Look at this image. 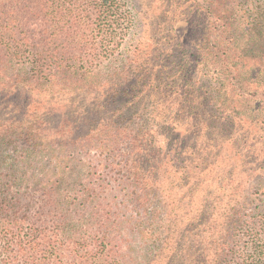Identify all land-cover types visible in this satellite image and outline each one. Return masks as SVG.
<instances>
[{
    "label": "trees",
    "instance_id": "16d2710c",
    "mask_svg": "<svg viewBox=\"0 0 264 264\" xmlns=\"http://www.w3.org/2000/svg\"><path fill=\"white\" fill-rule=\"evenodd\" d=\"M145 1L0 0V96L27 90L51 101L0 116V264L100 260L83 249L107 250L100 235L116 215L152 245L162 241L165 264H229L235 254L264 264V201L247 212L257 200L245 195L251 175L209 184L220 158L235 167L242 157L233 121L264 126V9L191 0L193 64L173 27L126 44ZM19 140L27 146L11 157ZM111 183L126 188L118 206L105 201ZM246 236L255 238L242 244Z\"/></svg>",
    "mask_w": 264,
    "mask_h": 264
},
{
    "label": "rangeland",
    "instance_id": "374dc122",
    "mask_svg": "<svg viewBox=\"0 0 264 264\" xmlns=\"http://www.w3.org/2000/svg\"><path fill=\"white\" fill-rule=\"evenodd\" d=\"M252 2H256L258 6L262 5L260 10L264 9V0H250V4ZM145 3L146 8L148 9L146 15L144 14L145 7L142 8L141 11L136 12L135 8L132 11L133 14L136 12L137 17L141 19V23H138L134 31L130 28L129 32H131V34L127 36L126 44L128 43L129 39L132 38L134 41V39L139 37H144V41L149 42L150 36L159 37V33L161 34L164 28L168 29V27H173L175 29L176 35L183 38L182 42L184 44V50L186 51V57L188 59L186 60L187 63L194 64L193 51L195 47H193L192 43L196 42V38L193 37V34L197 32V18L195 17V9L192 1L175 0L173 7L169 3L162 4L159 2V0H146ZM253 7H255V5H253ZM175 14H177V16ZM146 28L147 31L144 34L143 30ZM164 35L166 34L163 33V36ZM133 41L129 42L131 43ZM20 59L18 58V60ZM22 65L23 64H21V66ZM14 67L17 68L16 66ZM27 70L29 73H32L30 69ZM105 71L106 70H104V72ZM10 74H13V72ZM22 74L26 75L27 73L23 71ZM193 76L195 84L204 83L199 71L194 72ZM204 87H207L206 83H204L202 90ZM203 92H205V89ZM9 93L10 92H2V95L0 96V116L5 119L7 117L18 116V111H23L26 108L39 111L40 107L44 106L43 104L45 102H51L49 101V97H43L44 94L42 93L28 92L27 90H22L21 92L11 91V93ZM260 98L264 102V95ZM56 107L58 108L59 106L57 105L54 107L53 105V109H56ZM224 113L225 112H223V114ZM219 114H221V112H219ZM262 127L263 129L260 130H252L250 126L248 128L242 127L237 120L233 121L231 131L235 132V135L230 136V139L237 138L239 140L238 142L240 148H235L234 155L241 154V159L235 163V167L229 165L228 160H230V157L227 155L220 158L222 162L220 161V163L215 164L213 168L210 167L209 164H205V166H208L213 170L212 179L210 180L209 184L214 185V188L218 186H224V188L230 187L232 185L231 179H237L241 174H243L244 171L251 175V181L248 182V184H244V186L250 190L245 195L252 199L257 198V200L254 202V204H251L248 207L247 212L249 215L254 214V210H256L255 205L257 203H262L264 201V126ZM186 129L187 128L185 127L181 129L182 136L186 137L184 140L185 142L190 141V139L193 137V135L188 133ZM26 146L27 143L23 142V140H19L18 143L12 145L6 152L7 154H10L11 157H18L19 154H21L20 149L25 148ZM100 152L101 151L99 149H92L90 150L89 154L97 158L101 155ZM248 152L250 154H248ZM252 158H255L253 162ZM253 167L258 168L257 173L252 172ZM217 173L220 178V184L213 183ZM256 176L263 178L262 181L259 182L258 180H255ZM125 192L126 188H123V185L119 186L118 184H113L112 188L105 192V201L108 204L114 206L116 205V197ZM112 210H115V208ZM117 213H119V211ZM127 214L130 216L132 211H128ZM130 220H132V218H119L116 215L105 221L102 230L103 232L100 236L101 238L105 236L108 238L106 240L108 244L107 250L103 252L102 249H100L102 247L95 246L94 247L97 249H94V247H85L83 249L84 253L82 254L86 257L102 258L96 261L93 260L90 264H165L162 261V241H159L156 245H152V242L148 241V239L144 237V233L139 234L137 228L134 227ZM258 232L260 233V241L264 242V226L259 227ZM163 237L164 236H162L161 240ZM253 238H250L249 236L244 237L242 239V244H247V242L250 243L249 240ZM106 256H109V260H105ZM232 259L233 260H230L229 264H239L238 262L241 261L240 255L238 254H235Z\"/></svg>",
    "mask_w": 264,
    "mask_h": 264
}]
</instances>
